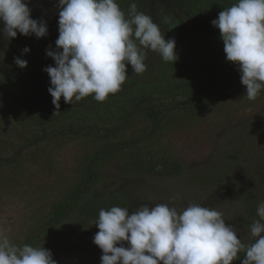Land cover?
Wrapping results in <instances>:
<instances>
[{"label":"rangeland","instance_id":"rangeland-1","mask_svg":"<svg viewBox=\"0 0 264 264\" xmlns=\"http://www.w3.org/2000/svg\"><path fill=\"white\" fill-rule=\"evenodd\" d=\"M155 1L151 14L165 39H175L176 62L148 50L146 71L130 69L137 76L129 89L104 102L91 96L65 114L44 110L50 93L32 79L35 55L58 38V0H27L32 18L47 22V36L18 33L8 43L0 33V161L17 159L0 164V228L14 244L45 246L58 264H100L93 243L100 209L131 213L141 204L215 208L250 243L246 230L264 201V91L248 101L237 74L187 107L167 106L187 102L226 58L212 21L236 0ZM6 63L16 68L17 92L8 87ZM156 105L162 108L153 119L149 108ZM42 119L55 134L16 153L41 133L34 123Z\"/></svg>","mask_w":264,"mask_h":264},{"label":"clouds","instance_id":"clouds-1","mask_svg":"<svg viewBox=\"0 0 264 264\" xmlns=\"http://www.w3.org/2000/svg\"><path fill=\"white\" fill-rule=\"evenodd\" d=\"M58 8L56 47L46 50L55 66L44 69L57 111L61 99L69 105L89 96L106 101L120 90L129 67L136 74L146 71L148 50L164 62L177 60L175 39L166 40L152 16L139 11L135 2L127 15L117 0H58ZM0 24L8 43L18 33L38 39L48 35L47 22L32 18L27 0H0ZM212 25L219 30L226 60L237 66L244 97L255 101L264 91V0H236ZM30 51L25 47L22 54ZM15 64L24 69L28 61L16 57ZM257 216L246 230V246L244 237L212 207L190 204L178 211L168 204H141L130 213L112 206L100 209L93 243L102 251L100 264H233L242 251L240 264H264V201ZM0 264L58 262L45 246H19L0 228Z\"/></svg>","mask_w":264,"mask_h":264},{"label":"trees","instance_id":"trees-1","mask_svg":"<svg viewBox=\"0 0 264 264\" xmlns=\"http://www.w3.org/2000/svg\"><path fill=\"white\" fill-rule=\"evenodd\" d=\"M132 2H135L137 4V7H138L139 11L144 12V13L152 16L154 22L157 23V19L155 18L154 15L151 14L152 13L151 12V10H152L151 9V5H152V3L156 2L155 0H117V3L119 4L120 8L125 12L126 15H127L129 6H130V4ZM169 2H170V0H169ZM171 2L173 4L180 3V1H178V0H171ZM181 10L183 11L184 9H181ZM55 47H56V45L54 44L50 48L52 50H55ZM50 48H48V49H50ZM48 49H46V50H48ZM46 50L43 51L40 55H35V57H36L38 62L36 64H34V66L32 68V79L34 77V83H33L34 88L37 87L39 89H46V88L48 89L51 86L50 85V77L44 71V69L47 66H49V65L55 66V61L51 57H48L46 55ZM3 66L6 68V72L9 75V77L7 75L8 87H10L11 89L15 88V90L17 92V90L20 89V87H18V85H17L18 83L16 84L14 79L11 78V75L13 74V72L14 73L16 72L15 66H13L11 64L7 65V63L4 64ZM130 69H131V67L128 68L127 79L124 82V84L121 86L122 88L129 89L130 88L129 85L132 82H134L133 78L137 76V75L133 74ZM33 72H34V75H33ZM237 74H239L237 66L234 63L227 61L226 58H223L220 61L219 65L217 67V70L214 73L213 77L195 95H193V97H191L189 100H187V102H184L181 105L174 104V105H167V106H168V108H171V107H182V106L187 107L189 104L191 105L192 101L198 100L200 98V96H202V94H205V93L211 92V91H218L222 86H224L226 83H228L229 80L231 78H233ZM29 82H31V81H29ZM12 85H15V86H12ZM122 90H124V89H122ZM19 92L17 94L22 96L23 95V91H21V93H19ZM52 99L53 98L50 95V100H49L48 103H46V105L44 107V110L47 111V112L48 111L52 112L53 109L57 111L55 106L52 104ZM90 100H91V96L86 97L82 101L75 102L72 105H69V104H65L63 99H61L60 109L57 111V113L65 114L66 112L70 111V109L73 106H75V107H83L84 108V106H86L89 102H91ZM161 108L162 107L160 105L152 106V107L149 108V113H150V115H152L153 119L154 118L156 119L158 117V111ZM22 114L23 115L21 117H24L26 113L22 112ZM45 120L46 119H42V120H40V122L34 123V125H39L40 126V130H41L40 132L41 133L37 134V135H33L32 137L25 139V142L21 145V148L18 151H16V153L21 152L24 148H28L31 145L44 142V141H46V139L51 138L55 134V131H49L48 130V126L49 125H46L44 123ZM31 125H33V124L30 123V126ZM16 158H18V157H16ZM16 160L17 159L9 158V159H5L4 161H0V164H8V163L9 164H14L16 162ZM89 176L91 177V166H90V169H89Z\"/></svg>","mask_w":264,"mask_h":264}]
</instances>
